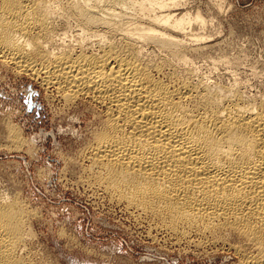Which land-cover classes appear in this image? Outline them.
Listing matches in <instances>:
<instances>
[{
    "label": "bare ground",
    "instance_id": "bare-ground-1",
    "mask_svg": "<svg viewBox=\"0 0 264 264\" xmlns=\"http://www.w3.org/2000/svg\"><path fill=\"white\" fill-rule=\"evenodd\" d=\"M182 1L0 0V60L94 108L80 157L109 199L181 239L228 241L236 264H264V95L200 74L207 22ZM13 194L0 190V264H32L30 214Z\"/></svg>",
    "mask_w": 264,
    "mask_h": 264
},
{
    "label": "rangeland",
    "instance_id": "rangeland-1",
    "mask_svg": "<svg viewBox=\"0 0 264 264\" xmlns=\"http://www.w3.org/2000/svg\"><path fill=\"white\" fill-rule=\"evenodd\" d=\"M182 2L178 11L198 12L208 23L209 46L193 58L200 74L212 87L264 95V0ZM14 70L0 60V190L20 197L30 214L25 253L32 264L237 263L228 241L196 233L181 239L109 199L80 157L98 127L94 108L83 100L66 105L38 78Z\"/></svg>",
    "mask_w": 264,
    "mask_h": 264
}]
</instances>
